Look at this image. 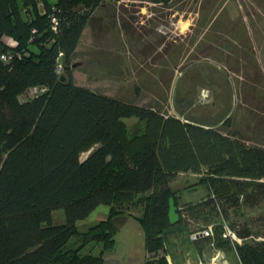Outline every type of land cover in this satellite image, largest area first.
<instances>
[{"label": "trees", "instance_id": "trees-1", "mask_svg": "<svg viewBox=\"0 0 264 264\" xmlns=\"http://www.w3.org/2000/svg\"><path fill=\"white\" fill-rule=\"evenodd\" d=\"M106 1L0 0V264H103L125 215L143 230V264L185 258L172 249L182 231L187 249L199 251L201 240L231 249L232 242L240 264H264V235L250 228L236 231L241 242L231 241L222 237L220 220L212 239H190L170 185L181 171L204 172L189 185L210 190L204 201L188 204L195 220L199 205L218 199L264 206L263 147L74 82L71 57ZM128 117L136 118L131 134ZM101 203L106 216L79 229L77 220ZM55 208H63L64 222H51Z\"/></svg>", "mask_w": 264, "mask_h": 264}, {"label": "rangeland", "instance_id": "rangeland-1", "mask_svg": "<svg viewBox=\"0 0 264 264\" xmlns=\"http://www.w3.org/2000/svg\"><path fill=\"white\" fill-rule=\"evenodd\" d=\"M70 62L79 63L71 66L78 85L213 126L247 145L264 148V0H107L84 26ZM125 120L131 134L136 118ZM203 173L181 171L170 182L189 238L195 239L193 231L213 228L220 220L224 239L226 226L236 235L248 228L264 235L262 201L238 207L218 199L215 206L199 205L200 217L192 218L188 204L204 201L210 191L202 183L189 186ZM107 212L108 205L99 204L77 220L78 228L84 230ZM131 212L140 214V206ZM120 218L103 264H143L147 256L143 230L133 216ZM64 221L63 208L53 209L51 222ZM185 232L176 235L172 249L194 257L190 264H240L236 243L229 241L230 249L227 242L216 246L201 240L199 251L187 249L181 244ZM213 235L214 231L203 237ZM99 249L90 246L92 253Z\"/></svg>", "mask_w": 264, "mask_h": 264}, {"label": "built area", "instance_id": "built-area-1", "mask_svg": "<svg viewBox=\"0 0 264 264\" xmlns=\"http://www.w3.org/2000/svg\"><path fill=\"white\" fill-rule=\"evenodd\" d=\"M52 19H54V17H52ZM2 58H6L5 55L1 54ZM213 233V230L211 227H206L205 229L201 230V231H193L192 232V238H195L199 235H211ZM223 235L225 237H228L231 241H240V238L234 233V231H232L229 227H225L224 231H223Z\"/></svg>", "mask_w": 264, "mask_h": 264}, {"label": "water", "instance_id": "water-1", "mask_svg": "<svg viewBox=\"0 0 264 264\" xmlns=\"http://www.w3.org/2000/svg\"><path fill=\"white\" fill-rule=\"evenodd\" d=\"M63 59H64L63 55L60 54L58 59H57L60 66L63 65ZM77 64H79V63H73V64H71V66H74V65H77ZM61 78L63 79L62 75H61ZM168 217H169V220H170L171 223H174L178 219V214L176 212V205L174 204L172 198H170V200H169Z\"/></svg>", "mask_w": 264, "mask_h": 264}, {"label": "crops", "instance_id": "crops-1", "mask_svg": "<svg viewBox=\"0 0 264 264\" xmlns=\"http://www.w3.org/2000/svg\"><path fill=\"white\" fill-rule=\"evenodd\" d=\"M192 255L194 256L195 254L192 253ZM197 255H196V257H197ZM191 260H195V258L194 257L187 256V257H185L183 259H176V260L174 259V260H172L170 262H171V264H190L191 263Z\"/></svg>", "mask_w": 264, "mask_h": 264}, {"label": "bare ground", "instance_id": "bare-ground-1", "mask_svg": "<svg viewBox=\"0 0 264 264\" xmlns=\"http://www.w3.org/2000/svg\"><path fill=\"white\" fill-rule=\"evenodd\" d=\"M214 264H218V262H213Z\"/></svg>", "mask_w": 264, "mask_h": 264}, {"label": "clouds", "instance_id": "clouds-1", "mask_svg": "<svg viewBox=\"0 0 264 264\" xmlns=\"http://www.w3.org/2000/svg\"><path fill=\"white\" fill-rule=\"evenodd\" d=\"M199 236H201V235H199ZM203 236V235H202ZM196 238V237H195Z\"/></svg>", "mask_w": 264, "mask_h": 264}]
</instances>
